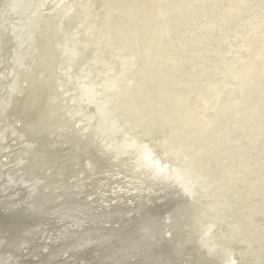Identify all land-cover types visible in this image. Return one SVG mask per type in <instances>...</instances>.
Wrapping results in <instances>:
<instances>
[{
  "label": "bare ground",
  "instance_id": "obj_1",
  "mask_svg": "<svg viewBox=\"0 0 264 264\" xmlns=\"http://www.w3.org/2000/svg\"><path fill=\"white\" fill-rule=\"evenodd\" d=\"M162 1L166 3L160 5ZM173 1L0 0V158L16 167L13 173L25 177L21 182L10 178L14 186L28 181V186H17L24 191L11 195L16 203H8L0 191V216L5 218L0 222V264H264V172L261 166L259 172L248 166L258 167L263 161L259 154V162L251 158L233 162L258 147L254 141L251 148L241 145L236 135L241 136L239 131L247 135L249 120L238 128L245 115L231 101L234 92L245 93L243 87L250 86L244 79L264 77V49L260 47L255 64L254 52L247 53L244 46L225 59L217 53L221 43L215 41L223 34L227 35L223 40H230L226 15L209 7L189 10L184 13L191 15L189 21L182 24L179 11L169 7ZM213 1L207 3L212 6ZM195 13L197 18L205 15L197 30L191 21ZM227 13L231 16V7ZM254 18L264 31V17ZM240 30L259 38L247 25ZM182 38L191 44H180ZM240 54H247L246 61ZM194 56L206 57L202 63L215 67H196ZM189 68L191 74L185 72ZM217 68L229 72L215 73L220 72ZM192 75L211 80L216 99L206 91L209 100L201 95V104L189 106L180 93L199 92L195 82L187 86L192 91L183 84ZM263 90L264 84L257 97ZM173 92L182 98L169 101ZM227 107L231 110L225 111ZM220 112L240 120L223 124L224 133L217 126L214 139L210 132L204 138L209 148L201 149L196 145L197 130L219 123L216 115L210 116L216 119L213 122L206 115ZM27 119H31L28 125ZM21 121V127H14ZM65 126L71 133L64 132ZM129 132H136L140 142L155 150L157 159L163 156L170 162V168L157 174L142 166L125 144ZM28 135L32 142L25 140ZM70 137L76 139L74 146L62 148L60 144ZM36 141L41 145L38 153ZM90 150L110 167L100 181L95 180L92 159H83ZM30 151L36 152L34 162L42 156V163H53L50 153L63 163L74 159L72 171H76L68 187H61L64 164L55 176L48 169L42 179H35L31 171L27 174L24 160ZM168 198L179 206L163 205ZM243 198L261 207L251 209V204L241 203ZM155 204H160L154 207L158 211L150 210ZM33 213L47 215L42 230L16 219L35 218ZM89 213H114L110 215L114 220L88 225ZM136 217L139 223L133 231L129 222ZM103 230L115 231L89 236Z\"/></svg>",
  "mask_w": 264,
  "mask_h": 264
},
{
  "label": "rangeland",
  "instance_id": "obj_2",
  "mask_svg": "<svg viewBox=\"0 0 264 264\" xmlns=\"http://www.w3.org/2000/svg\"><path fill=\"white\" fill-rule=\"evenodd\" d=\"M186 1L187 0H175V1L171 2V3H169V7H171V9L173 11L174 10H178L179 11V16L182 19V24H184L187 21H189V17L191 16L190 14H186V16H184L185 11L187 12V11L191 10L193 12L194 11L201 12L205 7H209L208 10L211 9V10H213V12L219 11L220 14L226 15L225 21H226V23L228 25L227 26V28H228L227 31L230 32L231 37H230V40H223V39H225L227 37L226 34H223V39H221L222 37L221 38L219 37V38L216 39V41H215L216 43H221V45L217 49L218 50L217 53L220 54L225 59H229V58H231L233 51H235V50L238 51V47L239 46H240L241 50H243V47H241V46H244L247 53L249 51H251V52H254V54H255V57L253 59L252 64H255V63L258 62V55L262 54V52L260 50V47H262L264 49V44H262V42H264V31H261V28H260V26L257 23L260 20L258 18H254V17L255 16L259 17V15L261 17L262 16L264 17V1L259 0L256 3H252L251 0H235V1H233V0H214L213 3H211L212 6L207 3L208 0L207 1H205V0H189L191 4L184 5ZM183 2H184V4H183ZM158 3L161 5V4L166 3V2L162 1V3L161 2H158ZM156 4H157V2H156ZM238 6L241 7L239 11H237V7ZM229 7H231V16L227 15L228 14L227 10L229 9ZM156 15L158 16V14H156ZM198 15H199V13H195V15H193L194 19L192 18V20H191V21H194L197 24L195 30H197V28L200 25H203V23H202L203 16H204V19H205V15L201 14L197 18ZM197 22H199V23H197ZM154 23H155V25H157V23H158L157 20H154ZM209 23H210V21H209ZM223 25H224V23H222V26ZM244 25H247V27L255 29V33L259 34L258 40H256L254 38V36H253V38L249 37L251 35H248V33L242 32L240 30V27L243 28ZM161 27L159 28V30L161 29ZM152 29H153V27H152ZM153 34H154V31L151 30L150 31V35H153ZM236 35H237V37L235 38ZM180 40L182 41V43H180V44H187V45L191 44V40L189 38H187V39L182 38ZM102 43H104V40L102 41ZM212 47H214V48L216 47L214 43H213ZM227 52H229L230 54L227 53ZM175 56L178 58V54H176ZM209 56H211V54L206 55V57H209ZM238 56L242 59V61H246L247 54L246 55L240 54ZM206 57L202 56L199 59L198 56H194V58H193L194 65L196 67H200L201 66L202 68H209V67L213 66V68H214L215 67L214 65L207 64V63L206 64L202 63V58H206ZM263 57H264V54H263ZM215 59H217L218 61L221 60L220 57H215ZM260 64L263 67V61H261ZM45 67H48V66L46 65ZM184 68H183V70H184ZM198 69H194L193 74H196ZM217 69L220 72H215V73L226 74V73L229 72V70H224L223 68H217ZM185 72L188 73V74H191L192 70H190V68H189ZM210 75L214 76V73L211 72ZM234 76H238V75L234 74ZM193 78H195V75H192V77H190V78H186V80L185 79L182 80L183 84H186L185 88L189 89V87H187V86L192 83L190 81H193V83L195 82L197 84V86L199 87V89H200L199 92H196L193 95H189L188 93H180V95H182V96H184V97H186L188 99L189 106L192 103H194L195 105H196V103H200L201 104L202 103L201 102L202 101V97L204 99L205 98L208 99V97L205 95L206 91L210 92V95L212 96L211 100L212 99H216V95L214 96L212 94V93L216 94L215 93L216 91L212 90V88L210 87V84L211 83L213 84V82L211 80L207 81L204 78V76H201V75L200 76L198 75L197 79H193ZM262 78H264V77H262ZM262 78L257 79L255 76H250L248 79H244V81L250 82V86L249 87H243L244 88L243 91H245V93L242 92V94H239V91L234 92V95H233V97L231 99L232 104L239 105L238 106L239 107L238 108L239 109V114L244 112V115H245L244 121H241L242 125L238 126V124H237L236 128H237V126H238V128H240V127L244 128L245 124H246V121L249 120L247 122V128L245 127L246 130L243 129V130H245L247 135L243 131L242 132H243L244 135L242 133H240L241 131L238 132L239 134H241V136L236 135V136H238V138L240 137V140L242 142L241 145L243 146L245 144L244 147L248 146L249 148H251L249 146V144L252 141H254L253 142V144H254L253 146H257L258 147L256 149H254V151L252 149H249V153L247 152V153H245V155H243L244 159L241 156H238V157L235 158V160L233 162L238 164L239 161L243 160L245 162L246 160H249L248 158H251V160H255V161L259 162L258 159H257V156H259V154H260V158L263 161V163L261 165L259 164L258 167H252V168H251V166L253 164H249L248 165L251 171L252 170H255V171L258 170L257 172H259L258 168L260 166L262 167V170L264 172V90L261 92V94H262L261 98L257 97L258 94H256V92L259 91V88L264 84V79H262ZM232 81H234V80H232ZM239 81H241V78L239 79ZM215 89L218 90V91H222V90L217 89V88H215ZM178 90H179V88H178ZM192 90H190V91H192ZM181 91H183V89ZM180 95H178L177 93L173 92V94L168 98V100L169 101H171V99L178 100V99L182 98ZM201 95H202V97H201ZM220 96H221V94H220ZM117 98L118 97L114 98L116 104H117ZM226 98H229V93L224 96V99H226ZM73 100L76 101L75 103L77 104V100L74 97H73ZM256 101H258V102H256ZM228 104H229V102H228ZM78 106H79V103H78ZM199 107H200V105H199ZM226 110H231V107H227L225 109V111ZM254 110H256V112ZM253 113H255V115H253ZM213 114L214 115H212V114L208 115L207 114L206 115V117H208L207 120L210 121V122H213L214 120H216L215 118H213L216 115L217 116L216 118L219 120V123H217V124H208V125L204 126L203 128L197 130L198 133L199 132L200 133L198 135V139L196 140L197 141L196 145H198L201 149L205 148L204 150L208 149L209 146L211 145V144H207L205 146V142H208L209 140H204L205 136L208 135L209 132H210L211 135H213V137L211 136V138L214 139L215 138L214 137V133L215 132H213V131H216V127L217 126L220 127L221 131L224 133V131L226 130V127H223L222 126L223 124H225V123H232L233 124V122L236 123V121L239 122V120H240V118H238V119L235 118V119L231 120V119L225 117L224 113L222 114V112H220L219 115H217L216 113H213ZM251 115H253V117H251ZM210 116H213V117H210ZM82 117H83V114H81V118ZM227 136L231 137L232 135L227 134ZM247 136H250V137H247ZM234 138H235V136H234ZM212 146H213V144H212ZM250 150H252V152ZM255 151H256V153H255ZM4 156H6V155H4ZM3 161H4V165L2 164ZM15 169H16V167L14 168V165L12 163L7 164V161H5V158H3V159L0 158V175L2 176V177H0V191H3L2 194H4L5 197H7L9 199L8 203H13L14 202V199H12V197H11V195H13L14 192L17 191V193H19L20 191H24L23 189H25V187H17V186H19V185L28 186V181H26L24 183L22 182L19 185H15L16 187L14 186V183L11 182L10 178H16L19 182H21V181H23L25 179V177L22 178V176H17L16 173H13ZM36 170H37V168H34L33 172L31 171L32 173H30V174L34 175L35 179H40V176L37 174ZM244 172H245V170H244ZM55 173H57V172L52 171L51 175L52 176L57 175ZM243 174H245V173H243ZM246 179L248 181H250V178H246ZM8 180H10L11 184L8 182ZM247 180H245L243 182H247ZM240 188H241V186H240ZM0 197H3V196H0ZM16 197H17V195H16ZM21 199H22V196H21ZM244 202H245V200L243 198L241 203L246 204L247 206L252 203L251 201H249L247 199H246V202L245 203ZM14 203H16V202H14ZM237 203H238V201H236L232 205V207H235L237 205ZM252 204L250 206L251 209H258L259 207H261V205L256 204L255 206H253ZM253 212H255V211H253ZM15 215L17 216L18 214L16 213ZM51 221H54V220H51ZM261 221H262L261 222V224H262L261 226L264 227V224H263L264 223V219H262ZM242 245H244V244H242ZM252 249H253V247L251 248V250Z\"/></svg>",
  "mask_w": 264,
  "mask_h": 264
},
{
  "label": "water",
  "instance_id": "obj_3",
  "mask_svg": "<svg viewBox=\"0 0 264 264\" xmlns=\"http://www.w3.org/2000/svg\"><path fill=\"white\" fill-rule=\"evenodd\" d=\"M12 115L14 116V112L12 113ZM30 120L31 119H27V120H25V122H26V125H28V123L30 122ZM64 125H66V124H64ZM57 126H59V125H57ZM49 127H51V126H49ZM56 127V126H55ZM70 127H71V125H70ZM70 127H68V126H65V128H64V132H67V129L68 130H70V133H71V128ZM30 137H31V135H28V139H30ZM68 137H69V135H68ZM37 142L38 141H36L35 143H36V146H37V149H38V146H41V145H38L37 144ZM76 143V139H74V137L72 138V137H70V140H68L64 145L63 144H60L61 145V147L62 148H65V147H71V146H74V144ZM40 148V147H39ZM37 153H38V151H37ZM48 153V152H47ZM88 153H89V155L85 152V154H83L84 156H83V159H86L87 157H88V159H92V161H91V163H92V165H93V168L95 169L94 170V172H95V174H94V177H95V180L96 181H100L101 180V178L103 177V173L105 172V171H107L110 167H108L107 165H106V163L104 162V161H102V159L101 158H99V155H97V153H95V152H92L91 150L90 151H88ZM41 154H45L46 156H47V154L46 153H44V152H42ZM51 155V156H50ZM48 156H50V158H53L54 160H53V163H48V162H46V163H42V156H40L39 158H38V162H39V164H40V162H41V164H43L44 166V168L42 167V168H39V170H45V169H48V170H50V171H54L55 172V170L57 171V169L59 168V167H61V166H63V164H64V166H66V168H65V175H64V178H63V181L65 182V185H62L61 187H62V189L63 188H66V187H68L67 185H68V182L70 181V178H71V176H72V174L76 171V170H74V172L72 171L73 170V167L75 166V160L74 159H72V160H69L68 161V163L67 162H65V163H63L64 161H56V157H55V155L54 154H52V153H50V154H48ZM81 156V155H80ZM70 172V173H69ZM73 172V173H72ZM41 174H42V172L41 173H39L38 175L39 176H41ZM41 179V178H40ZM45 184H43V186H44ZM53 185H55V184H53ZM55 186H60V185H55ZM53 187V186H52ZM37 197L39 198V197H41V195H37ZM83 199V198H82ZM84 200V199H83ZM82 200V201H83ZM166 200V198H163V201H165ZM170 200L171 199H169L168 198V203L166 202H163V205H166V206H172V207H178L179 205H178V203L177 202H170ZM82 201H80V202H82ZM136 202H138V201H136ZM80 204H84V203H80ZM136 205V204H135ZM160 206V204H155V205H153L151 208H149L150 210H152V211H158L156 208H154V207H159ZM78 207V206H77ZM82 207H84V205L82 206ZM82 207H78V208H81L82 209ZM66 208V207H65ZM67 209V208H66ZM74 210L72 209L70 212L72 213ZM67 213V212H66ZM114 213H106V214H93V213H89V216H88V218H86L85 220L87 221V223H88V225H89V222H100V221H103V222H105V221H113L114 220V218H113V216H110V215H113ZM140 216H143V214L142 215H140ZM140 216L138 217V218H140ZM72 217H74L72 214L70 215V217L69 218H71L72 219ZM81 217V216H80ZM137 218V217H136ZM136 218H134V220H132V222L130 221L129 222V224L132 226V230L133 231H135L136 229H135V226H134V224L135 223H139V219L138 220H136ZM151 220H154L153 218L151 219ZM66 221L68 222V219H66ZM66 222V223H67ZM70 222V221H69ZM154 226V225H153ZM120 229H122V230H124L122 227L120 228ZM92 231V230H91ZM111 232V231H115V230H103V231H100L99 233H92V234H89V236H96V235H101V234H105V232ZM119 231H121V230H119ZM111 237V236H110ZM111 238H109V239H107V240H110ZM114 239V238H113ZM125 239V238H124Z\"/></svg>",
  "mask_w": 264,
  "mask_h": 264
},
{
  "label": "snow or ice",
  "instance_id": "obj_4",
  "mask_svg": "<svg viewBox=\"0 0 264 264\" xmlns=\"http://www.w3.org/2000/svg\"><path fill=\"white\" fill-rule=\"evenodd\" d=\"M71 95V93H69ZM73 103L75 101L73 100ZM22 121L20 124H15L14 127H21ZM79 127V125H77ZM125 144L128 147H131L137 154L138 160L142 164V166L149 168L152 171H155L157 174L161 173L162 171H166L170 168V162H165L164 157H160L157 159V153L153 148H151L148 144L140 142L136 132H129L126 139ZM168 152L165 150L164 156H167ZM89 200L92 199L91 196L88 197ZM235 264V262H233Z\"/></svg>",
  "mask_w": 264,
  "mask_h": 264
},
{
  "label": "flooded vegetation",
  "instance_id": "obj_5",
  "mask_svg": "<svg viewBox=\"0 0 264 264\" xmlns=\"http://www.w3.org/2000/svg\"><path fill=\"white\" fill-rule=\"evenodd\" d=\"M12 116V115H11ZM16 117H18V116H16ZM25 140H27V141H30V142H32L33 141V139L32 138H30V139H28V137H27V139H25ZM30 142H28V143H30ZM35 150L37 151V146H35ZM36 155V152L35 151H30L29 153H26L25 154V160H24V163H26V166L28 167L29 166V164L31 163L30 162V160L31 159H33V157ZM38 155V154H37ZM32 156V157H31ZM20 161H21V163L23 162V155L22 156H20ZM36 164H39V162H38V159L34 162V159H33V165L34 166H36L37 167V165ZM32 165V166H33ZM39 165H41L42 167L44 166L43 164H39ZM31 166V168H27L26 167V172L28 173L29 171H32L33 172V169H34V166L32 167ZM41 166H39V167H37V174H39V173H41L42 172V174L44 173V170L42 171V170H39V168H41ZM44 168V167H43ZM41 174V175H42ZM30 177H34V176H30ZM35 181V180H34ZM34 181H32V182H34ZM33 216H35V218L34 217H30V218H24V219H22V218H19V217H16V219H18L20 222H23L24 220V222L23 223H25L26 225H32L31 227H36V229L38 230V229H43V227H41V226H43V224H44V221H45V219L47 218V215L45 214V213H42V214H38V213H33ZM41 216V217H40ZM43 216V217H42ZM46 216V217H45ZM37 217V218H36ZM12 219H14V218H12ZM5 220V218H1V216H0V222H2V221H4ZM8 220H10V219H8ZM36 222V223H35ZM18 224V221H17V223H16V225ZM23 230V232L24 233H28V232H30V230L29 229H27V230H24V229H22ZM44 231V230H43ZM10 232H13V230H10Z\"/></svg>",
  "mask_w": 264,
  "mask_h": 264
}]
</instances>
